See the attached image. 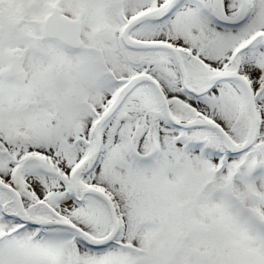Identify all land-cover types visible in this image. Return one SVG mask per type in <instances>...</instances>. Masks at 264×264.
I'll list each match as a JSON object with an SVG mask.
<instances>
[{
	"label": "snow or ice",
	"instance_id": "obj_1",
	"mask_svg": "<svg viewBox=\"0 0 264 264\" xmlns=\"http://www.w3.org/2000/svg\"><path fill=\"white\" fill-rule=\"evenodd\" d=\"M0 264H264V0H0Z\"/></svg>",
	"mask_w": 264,
	"mask_h": 264
}]
</instances>
